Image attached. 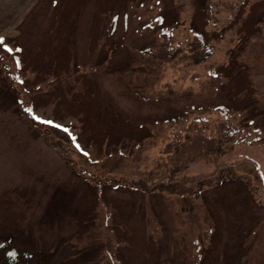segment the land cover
Segmentation results:
<instances>
[{
	"label": "rangeland",
	"instance_id": "374dc122",
	"mask_svg": "<svg viewBox=\"0 0 264 264\" xmlns=\"http://www.w3.org/2000/svg\"><path fill=\"white\" fill-rule=\"evenodd\" d=\"M0 37V264H264V0H0ZM199 117L256 140L161 178Z\"/></svg>",
	"mask_w": 264,
	"mask_h": 264
},
{
	"label": "trees",
	"instance_id": "16d2710c",
	"mask_svg": "<svg viewBox=\"0 0 264 264\" xmlns=\"http://www.w3.org/2000/svg\"><path fill=\"white\" fill-rule=\"evenodd\" d=\"M170 35L168 29L158 33L161 43L162 41L163 43L160 44V48L154 53L161 60L182 59L186 63L198 62L205 59L210 53L208 38L199 29L192 31L191 39L186 41L178 40L176 45L172 44L173 46L169 41ZM216 106L218 111H226L221 104ZM185 113H179L177 116L182 117ZM27 117L31 119L28 114ZM229 140L231 143L253 142L256 140V136L251 135L249 130L237 124L234 125L224 118L213 120V122L205 117L191 118L182 130L174 131L170 140L161 147V152L171 153L173 156L170 169H161V178L170 179L176 170L193 158H218L223 153L225 144ZM50 143L60 149L57 141ZM14 262V257H9L7 264H14Z\"/></svg>",
	"mask_w": 264,
	"mask_h": 264
},
{
	"label": "snow or ice",
	"instance_id": "6c2138e0",
	"mask_svg": "<svg viewBox=\"0 0 264 264\" xmlns=\"http://www.w3.org/2000/svg\"><path fill=\"white\" fill-rule=\"evenodd\" d=\"M0 45H4V40L2 37H0ZM8 51H12L11 49H7ZM19 66V64H18ZM22 82V81H21ZM29 111H31V109H29ZM36 119H39L38 117H36ZM42 123H46V124H52V121H41ZM55 127H60V125H55ZM65 131H67V129H65Z\"/></svg>",
	"mask_w": 264,
	"mask_h": 264
}]
</instances>
